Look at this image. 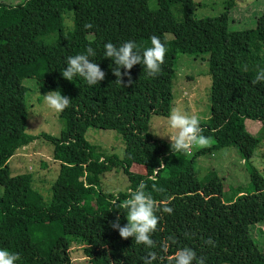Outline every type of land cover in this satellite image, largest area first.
Returning <instances> with one entry per match:
<instances>
[{
  "label": "trees",
  "instance_id": "1",
  "mask_svg": "<svg viewBox=\"0 0 264 264\" xmlns=\"http://www.w3.org/2000/svg\"><path fill=\"white\" fill-rule=\"evenodd\" d=\"M148 1L24 0L16 5L0 1V249L19 253L16 264H72V244L81 243L79 231L88 221L102 229L125 264H144L149 252L156 254L153 264H170L174 253L185 247L204 264H264V250L252 238L255 225L264 221V189L250 179L246 191L237 186L227 195L223 178L215 170L202 178L196 170L199 157L224 147L234 148L248 163L262 144L264 82L252 81L264 70V11L254 28L243 30L229 29L228 13H223L227 20L225 71L211 73L210 116L200 121L202 134L214 142L173 154L170 142L150 133V118L169 116L177 55L205 51L196 48L193 0H156L153 10H147ZM173 7L181 12L180 21ZM86 24L93 27L85 28ZM153 35L167 48L161 71L152 77L137 64L131 70V86L127 76L124 85L116 83L115 65L105 57L104 45L111 42L119 47L135 41L142 53L151 46ZM89 46L96 53L89 59L99 64L105 79L96 86L79 76L64 79L61 72L67 57L84 53ZM28 77L36 81L40 93L60 90L71 98L70 105L59 112L60 135L41 134L53 145L59 170L49 201L39 197L36 205L27 199L32 174L11 176L8 165L18 149L38 137L26 132L28 88L22 81ZM107 94L117 97L113 130L124 145L121 158L103 156L85 138L87 129L99 124L96 116ZM240 117L260 121L262 135L251 134ZM161 162L164 167L154 174ZM134 164L144 172L132 171ZM113 167L121 168L127 177L128 191L100 188L101 175ZM248 167L250 173L255 170ZM142 180L148 184L146 191L152 194L159 217L151 236L153 248L135 244L132 237L123 239L111 227L117 216L121 226L127 223L118 205ZM165 207L172 209L171 214ZM10 213L15 217L13 227H9ZM208 239L214 243H205ZM82 249L91 263L97 262L89 247Z\"/></svg>",
  "mask_w": 264,
  "mask_h": 264
},
{
  "label": "rangeland",
  "instance_id": "2",
  "mask_svg": "<svg viewBox=\"0 0 264 264\" xmlns=\"http://www.w3.org/2000/svg\"><path fill=\"white\" fill-rule=\"evenodd\" d=\"M7 5H16L24 0H0ZM230 7L226 9L228 4ZM157 8L156 0L147 2V10ZM193 10L196 19V48L205 53L178 54L175 62V75L172 80L171 109L178 108L181 112L198 117L206 122L210 116V85L211 73L225 71V36L227 20L222 16L228 13V27L231 30L254 28L256 19L264 11V0H193ZM177 21L182 19L181 12L172 8ZM166 34V38H171ZM22 84L28 88L26 93L27 123L26 132L38 136L28 145L18 149L8 160L11 176L31 173L33 182L29 193L28 203L36 205L40 199L48 202L50 188L58 174L59 161L53 157V145L41 134L59 136L63 121L59 112L49 109L43 99L46 93H40L39 85L33 78H24ZM103 103L96 116V122L103 125L90 127L85 133L88 142L96 146L103 156L115 154L123 156L124 145L113 127L117 121V97L115 94L103 96ZM167 118L152 116L150 118V133L161 140L170 142L168 138L156 135H169ZM242 125L254 136L263 133L262 124L258 120L240 117ZM211 140L210 145L213 144ZM199 147L193 146L192 148ZM191 148V149H192ZM197 176L202 178L209 170H215L223 178L224 192L230 195L232 188L242 186L246 191L250 179L259 189H264V135L260 148L248 160V163L232 147L213 150L196 161ZM250 167L254 171L250 173ZM132 171L143 173L142 166L134 164ZM245 185V186H244ZM100 188L104 192H126L129 181L121 168H112L101 175ZM2 187L0 186V194ZM11 215V216H10ZM9 215V227L14 226V214ZM52 227L54 228L55 225ZM83 240L73 243L70 250L72 264H125L121 255L109 244L107 235L96 223L88 221L79 231ZM252 238L259 250H264V221L255 225ZM83 247H89L93 252L96 263H91L83 253Z\"/></svg>",
  "mask_w": 264,
  "mask_h": 264
},
{
  "label": "clouds",
  "instance_id": "3",
  "mask_svg": "<svg viewBox=\"0 0 264 264\" xmlns=\"http://www.w3.org/2000/svg\"><path fill=\"white\" fill-rule=\"evenodd\" d=\"M92 27V24L85 25V28ZM150 40L151 46L145 48L142 53L135 41L125 42L119 47L111 42L104 45L105 57L111 59L115 65L112 68V73L116 77V83L124 85V77L127 76L128 85L131 86L134 83L131 78V70L137 64L143 65V71L152 77H155L161 71L167 48L158 36L153 35ZM95 54V50L89 46L84 53L67 57L66 67L61 72L62 77L68 81H73L74 77L79 76L89 86L100 84L105 79L106 73L102 71L98 63H94L89 59ZM261 82H264V70L257 73L252 81L253 84ZM43 99L45 105L54 112H63L71 102V98L63 95L60 90L49 91L46 95H43ZM167 127L171 129L169 135L156 136L170 140V151L173 154L178 152L188 153L194 145L201 148L210 145L211 139L202 134L198 117L185 114L178 108L170 109ZM163 167L164 164L161 162L160 168L153 169V173H158ZM152 187L154 190L159 191L154 184ZM147 188L148 184L142 180L135 190H130L128 198L118 205L126 213L127 223L121 226L120 217L117 216L111 227L118 229L121 238L128 239L132 237L135 244L153 248L154 241L151 236L157 229L159 217L155 214L157 211L156 202L152 194L146 191ZM164 211L171 214L172 209L165 207ZM205 243L212 245L214 242L208 239ZM164 250H167L166 246ZM155 258L156 254L149 252L144 257V264H153ZM19 259V253L11 252L8 249H0V264H16ZM194 260H196V264H204V260L197 258L192 249L185 247L174 253L170 264H193Z\"/></svg>",
  "mask_w": 264,
  "mask_h": 264
}]
</instances>
